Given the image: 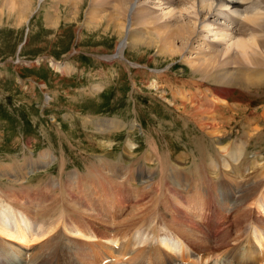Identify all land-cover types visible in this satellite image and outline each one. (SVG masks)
Returning a JSON list of instances; mask_svg holds the SVG:
<instances>
[{"label":"rangeland","instance_id":"obj_1","mask_svg":"<svg viewBox=\"0 0 264 264\" xmlns=\"http://www.w3.org/2000/svg\"><path fill=\"white\" fill-rule=\"evenodd\" d=\"M8 1L0 0V171L7 167L13 168L15 160L20 163L30 158L38 160L40 154L47 152L52 154L53 159L45 168L29 173L26 181L30 184L25 185L29 187L24 191L26 201H22V205L32 206L35 213L41 210L57 211L61 207L54 206V201L61 195L67 203L63 206L67 212L81 211L78 217L80 223L77 224L81 230H84L81 225L83 221L95 222L96 226L90 228L95 232L96 243L101 240L97 230L101 221L96 219V211H107L106 207L110 211L106 215L108 217L103 218L105 225L106 221L112 224L126 223L130 214L153 211L159 214L157 216L163 220V225H167V229L171 228L172 232L180 236L183 233V239L191 247L179 216L171 218L168 215L163 218L160 213L172 211L174 208L169 207L170 204L187 211L189 217H194V223L197 225L198 222L202 226H206L204 215L207 211H211L210 216L213 215L218 209L217 205L221 207L226 194L229 195L227 208L221 207L220 211H251L254 214L255 208L250 197L254 193V186L258 189L264 186V166L261 168L264 165V88L244 92L238 87L234 90L219 87L229 92L226 99L232 112L220 109L215 113L218 123L214 129L218 138L207 136L204 129H208H202L184 112L178 94V91L191 92L193 95L199 93L200 97L201 93L193 82L206 81L207 89L216 86L212 76L204 77L195 71L203 63L205 53L209 54L211 50L200 35L187 40L171 36L169 41V37L163 33L166 29L171 32L173 23L170 22L173 21L167 20L170 21L167 23L166 20L153 19L152 24L150 19L151 22H138V12L144 7L133 10L128 27L126 7L119 6L114 0H16L15 10ZM145 1L148 2H140ZM151 7L156 8L154 12L157 14L162 12L161 8ZM186 19L187 16L181 20L185 23ZM122 22L126 24L121 25ZM126 25L131 30L128 35L131 45H127L122 60H116L114 56L117 55L118 45L124 40L123 27ZM208 36L217 42L218 51L228 46L227 41H218L212 33ZM167 41L169 43H165ZM168 45L169 48L173 45L174 49L171 51ZM229 59L232 57L226 58L228 70ZM232 61H235V65L232 62L231 70L236 71V60ZM62 66L66 68L64 71L59 69ZM260 70L264 71V68ZM154 82H157V87L152 85ZM198 97L193 103L189 102L187 107L196 102L197 107L202 109L206 98L203 101ZM176 99L181 102H176ZM110 121L115 122L112 127L109 123H105L108 126L106 128L100 125ZM246 121L254 124L247 128V136L243 130ZM134 126L135 129H132ZM99 128L107 131L106 134H100L102 130ZM114 128L118 130L113 131ZM130 149L131 154H128ZM239 150L245 153L241 164L254 168L246 170L245 167L237 166L240 178L234 172L232 177L233 169L225 171L222 165L227 153ZM200 154L205 155L206 166L214 170L213 174L206 171L205 179L199 174L202 172L198 169L197 156ZM106 158L105 166L113 161L117 168L122 166L124 170L118 176L105 180L104 185L109 186L110 193L103 195L99 189L92 187L93 181L98 178L99 162H104ZM257 158H261L262 164H258ZM161 159L171 160L172 164H165L159 161ZM212 163L215 167L210 165ZM173 164L181 167L183 176L187 178L180 179L187 185L183 197H178L180 193L174 187L179 185L176 183ZM143 168L152 170L149 179L139 180V177H135L137 181L134 182L130 181L129 176L130 179L123 181V176L131 169L133 173L142 172ZM145 175L141 173V177ZM80 179L83 180V187L79 185L78 192L76 186ZM205 181L210 189L217 185L219 193L216 194L214 189L208 190L203 183ZM67 182L73 184L68 193L64 189ZM117 182H120V187H116ZM235 185H238L236 192L231 194L230 188H236ZM20 189L0 172V193H5L4 199L11 201L12 194H19ZM114 194H124L120 198L122 201L115 203ZM241 196L248 200L238 205ZM85 200L87 205L83 204ZM103 201L107 202L104 207L101 206L104 205ZM114 211L119 212L112 217ZM180 216L186 219L185 214ZM112 224L110 226L115 227L116 224ZM228 224H223L224 227L218 233H222ZM240 226L243 228L245 224ZM231 232L230 236L234 239L236 230ZM54 234L73 246L68 232L65 235L62 230H56ZM210 234L212 237L209 242L215 246L214 235ZM55 235L50 233L47 237L51 246L48 244L50 248L46 252L50 251L51 258L53 255L58 256L55 245L62 246L60 241L55 240L58 239ZM2 241L0 238V245L6 244ZM86 242L81 243V246L87 248L92 245ZM234 246L232 244L228 249L231 251L230 248ZM87 249L91 251V247ZM39 250L36 246L24 249V261L21 264H32L33 258L40 256ZM71 250L67 253L72 252L70 256L79 264L75 254L77 250H74V246ZM112 250L118 254L117 249ZM202 250L205 251L203 247ZM162 252L169 254L165 250ZM261 252L260 258H264ZM232 253L237 257L236 251ZM254 259L253 264L257 263ZM64 260L68 261V258ZM146 262L142 261V264H149L150 261ZM106 263L103 260L98 264Z\"/></svg>","mask_w":264,"mask_h":264},{"label":"bare ground","instance_id":"obj_2","mask_svg":"<svg viewBox=\"0 0 264 264\" xmlns=\"http://www.w3.org/2000/svg\"><path fill=\"white\" fill-rule=\"evenodd\" d=\"M15 1L16 0L8 1L9 3H11V7L13 9H16ZM114 1L119 6L126 7V20L128 23V27H130L131 25L130 23L132 21L133 10L144 7L142 8V11L138 12V22H140V20H143L145 23L147 20L151 22L150 19H152V24L155 19H157L158 21L166 20V22L167 20L173 21H168L170 22V24L173 23V29H171V32L170 30L168 32V29H166V32L163 30L165 33L162 32L163 35L165 34L169 37V41L171 36H176L179 39L187 40L190 38L193 39L197 35H200L204 43L209 45L208 48L211 49L209 51L210 53H205L206 56H204L205 58H203V63H200L201 65L195 71L197 73L200 72L199 74L203 75L204 77L211 78L212 76L217 87L215 86L213 88L210 87L209 89H207L208 82H193L196 89H198V91L201 93L200 97H198L199 93L193 95V93L191 92L186 93L183 91H178L182 102L176 99V102H181L182 109L184 110V112L188 113V116L194 119L196 123L200 127H202V129H208V131L204 129V133L206 132L207 136L218 138L215 136L217 132L214 129V127L218 123V119L215 116V113H217L220 109H229L228 111L232 112V108L229 106V102L226 99L228 98L227 96L229 95V92L227 90H224V88L234 90L236 87H238L243 91L245 90L244 92H251L257 88H264V71L260 70V68H264V0H147L148 2L145 1L143 3L140 2L142 0ZM151 6L161 8L160 10H162V12H159V14H157L156 12H154V9L156 8H152ZM145 9H147V11H144ZM185 16H187L186 22L189 21L187 23H184V21L181 20L182 18L184 19ZM125 24L126 23L123 24L122 22L121 25ZM156 24L159 25V23L157 22ZM127 25L123 27L125 29V37L117 47L118 52L117 55L114 56L116 60H122L124 51L129 44L128 35L131 30L127 29ZM199 29H201V31H199ZM210 33H212L213 37H216L218 41H227L228 44H225H227L228 46H226L224 50L218 51L219 45L216 41L214 42L211 40V38L208 36V34ZM160 34L161 33H159V35ZM163 35H161L160 38H163ZM163 40L164 39H162V41ZM165 43L169 42L167 41ZM213 48L216 49L214 50ZM169 49L172 51V49H174L173 45H171ZM220 53L222 54L221 56ZM228 56L232 57V59H229V70L226 63V58ZM222 58L225 59L223 60ZM109 59H113V57ZM233 59L236 60V71L231 70L232 62H234L233 64L235 65V61H232ZM56 65L58 66L59 64ZM59 69L61 71H64L66 68L65 66H62L61 68L59 67ZM210 73H212L213 75H209ZM156 84L157 82H154V84L152 85L154 87H157ZM219 87L224 88L220 89ZM161 88L162 87L160 86L159 89ZM191 95H193V97ZM197 97L201 98L203 101L205 100L204 98H206V103L202 109L197 107L198 105L195 104L196 102L194 104H191L197 99ZM189 102H191L190 104L193 106L187 107V104H189ZM202 104L204 103L202 102ZM234 116L230 118V120H232ZM105 123H109L111 127L115 124V122L110 121L101 123L100 125L106 128L108 126ZM252 126H254V124L250 123L249 121L245 122V128H243L245 136H247V128H250ZM120 127H123V125H121ZM132 129H135V126ZM100 130H102L100 134H104L105 132H107L103 129ZM116 130L118 129H113V131ZM249 137H251L250 134ZM131 151L132 149L128 151V154H131ZM244 155L245 153L243 152V150H239L237 152L227 153L223 157L222 165L225 171H230L233 169V171H231L232 177H234L233 172L238 176V178L241 177V174H239L237 170L239 167L237 168V166L245 167L246 170H250L251 168L254 169L253 167H249L248 164H241ZM197 157L199 158L198 169L202 171L199 174L202 178L205 179V172L211 171V174H213L214 170L211 167L208 168L206 166L205 155L203 156V154H200ZM260 160L261 158L258 159V164H262L260 163ZM51 161H53L52 154L47 152L40 154L38 160L32 158L27 160L25 159L24 163H20V161L15 160L13 168L10 169V167H7L0 171L3 176L6 177V179L9 178V181L11 183L22 189H20L21 191L17 195L12 194L11 201H8L9 199L7 200L3 198L5 193H0V238L1 241L3 240L2 242L6 243L0 245V264H21L24 261V249H29L32 246H36L38 250L40 249V256L33 258L32 264H78L77 262H75V259L70 256L73 253H67L69 251H72L71 248H73V246L74 250H77L75 254H77L79 264H98L108 258L111 259V262H108L106 264H142V261L145 263L146 260L150 261L149 264H253L255 261L254 258H256L257 260V263L255 262V264H264V261H261L264 260V258H262L263 256L260 258V251H262L261 253L264 254V186H261V189L255 188L254 186V193L250 197V200H253V209L255 208L254 214L251 211H244L242 213H240L239 210L229 213L220 211L219 208L221 207V209L227 208V198H229V195L226 194L224 201L221 202V207L217 205L218 209L217 211H214L215 214L213 213V215L210 216L211 211H207V213L204 215L203 222L206 226H202L198 224V222L196 225L193 216L190 215L192 218L189 217L187 211H183L173 204L169 205V207H171L172 209L174 208L172 211H160L163 218H167L168 215H171V218L172 216L174 217V215L179 216L181 223L184 226V233L189 237V242L192 247L183 239V233V236L181 235V237L179 234L172 232L171 228L170 230L169 228L167 229V225H163V220L159 218V216H157L159 214L156 215V213H154L153 211H140L136 215L130 214V218L127 219L128 221H126V223H123V221L115 222L113 220L115 222L114 224H116L115 227L110 226L112 224L111 221H106L107 223L105 225L104 217L110 213L107 207V211H98L99 213L96 211V219H99V221H101V225H97V230L99 231L97 232L101 235L99 239L102 240L99 241L100 243H96V239L94 238L95 232H92V229L90 228L92 225H95V222L83 221L81 225L84 230H81L77 226V224L80 223L78 217L81 211L67 212V208H63V206L67 205V203L64 198H61V195L60 198L62 200L60 198H57L56 201H54V206L61 207L58 208L57 211L56 209L54 211L41 210L35 213L32 206L22 205L21 202L26 201L24 191L27 186L25 187V185L30 184L26 181L29 173L36 172L41 168H45ZM103 161L104 162H99V165L97 167L99 170L98 174L96 173L98 178L96 181H93L92 189H99V191L103 193V195H107L110 193L108 192L110 191V189L109 186L104 185L105 180L113 177L114 175H119L121 170H124V167L120 166L117 168L115 166L116 164L113 161L105 166L104 163H107V158ZM159 161L168 165L172 164V162H170L171 160L168 159H166L165 161L161 159ZM210 165L215 167L214 163ZM263 166L264 165L262 164L261 168ZM119 168L120 170L117 171V169ZM143 169L144 170L142 172L135 171L133 173L131 169L129 172L125 173V175L123 176V181L126 179H130L129 176L131 177L130 181L134 180V182L137 181L135 177H139V180H142L143 178L149 179L151 177L150 174L152 170L150 171L149 168ZM173 169L176 173V183L179 185H174V187L177 188L178 193H180L178 197H180L184 194L185 188L187 187V185L184 184L180 179L187 180V178L183 176V170L177 164H173ZM103 170H105L106 172ZM94 172H96V170ZM141 173H146L147 175H145V177H141ZM99 177H102V182V179H100ZM82 181L83 180L77 182L76 190H78V192L80 189L79 185H82L83 187ZM117 183L118 185L116 187H120V182ZM203 183L204 185H207L206 181ZM254 183L256 182L254 181ZM71 186H73L71 182H67V185H65L64 189L67 191V193L70 192ZM235 187L236 188H230L231 194L233 191L236 192L235 189H237L238 185H235ZM207 189L210 191L214 189L216 191V194L219 193V191L217 190V185H215V188L212 189H210L207 185ZM26 191L29 192L30 190ZM117 195L118 194H114L115 203L122 201L120 200V198L124 194L118 196ZM173 195L176 194L174 193ZM240 199L241 201H239L240 203L238 205H242L248 200L246 198H243V196H241ZM84 202L85 203L83 204L87 205L86 200ZM124 202L125 201H123L121 204L123 205ZM103 203L104 205H101L102 207H104L107 202L103 201L102 204ZM29 208L31 209V211H29ZM96 208H98V206H96ZM118 212L119 211H114L112 217L114 213L116 214ZM180 214H185L184 217L186 219L181 217ZM164 221L166 224V220ZM173 221L176 220L173 219ZM219 222H222V224L220 223L217 226ZM114 224H112V226ZM223 224L228 225L225 226V230L219 234L218 230L223 226ZM241 224H245V227L241 228ZM69 226L73 227V229L69 228ZM185 228L188 230H186ZM56 230H62L65 235H67L66 233L68 232L74 243L72 244L73 246L68 243H64V240L61 237L55 235L54 231ZM177 230L178 228L176 229V231ZM233 230H236V232H234V239H232L230 236V232ZM50 233L58 238L55 240H58L62 243V246L55 245V250L58 253V256L54 257L53 255V258L50 257L51 255H49L50 251L46 252V250L50 248L48 247L49 243L47 242V237L50 235ZM210 233H213L214 235L213 237L215 239V246L210 244L209 242V239H211L212 237ZM51 240H49V242ZM79 241L81 243H84V241H88L86 243L90 242V244L92 245L89 244L90 246H88L86 243L85 245L88 246L87 248L91 247V251L93 252H91L87 248L82 247L83 244L79 243ZM63 244L65 246H63ZM232 244H235V246L233 248H230V251L228 247ZM29 245L31 246L29 247ZM79 245L82 249L79 247ZM202 247L205 249V251L202 250ZM112 248L117 249L118 254L117 252L113 251ZM160 249H162V251H168L170 257L169 254L167 255L165 252L160 251ZM232 250L236 251L237 257L234 256ZM64 258H68V261L64 260Z\"/></svg>","mask_w":264,"mask_h":264}]
</instances>
